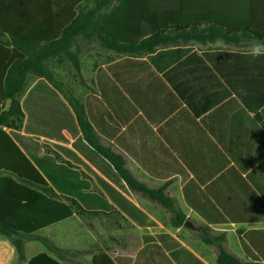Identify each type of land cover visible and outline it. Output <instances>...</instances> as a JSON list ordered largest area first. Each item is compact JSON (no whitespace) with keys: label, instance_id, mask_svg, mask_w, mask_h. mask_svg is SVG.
Returning <instances> with one entry per match:
<instances>
[{"label":"crops","instance_id":"1","mask_svg":"<svg viewBox=\"0 0 264 264\" xmlns=\"http://www.w3.org/2000/svg\"><path fill=\"white\" fill-rule=\"evenodd\" d=\"M161 1L122 0L111 11L112 30L124 41L137 40L145 26L165 30L164 44L151 53H118L80 39V72L85 64L92 67L95 87L83 103L101 99L108 112L96 119L99 142L125 160L136 181L151 190L164 188L186 217L183 225L165 226L158 214L170 222L172 213L129 189L127 198L156 226L140 228L120 214L148 235L134 255L116 257L130 259V264H219L223 249L243 264H263L254 250L248 252L245 235L264 231V54L253 57L251 45L258 40L246 36L236 42L208 39L211 24H187L189 19L179 18L178 3ZM16 10L20 18L13 16L15 10L6 13L0 0L2 23L21 24L22 9ZM5 35L10 37L7 31ZM101 73L102 85L119 89L127 103L120 105L113 96L104 100ZM55 143H46L47 150L53 151ZM0 171L5 172L0 176V220L17 231L39 234L77 215L63 196L51 198L11 175L52 186L7 129L0 131ZM190 185L189 203L184 190ZM198 187L205 195H198ZM189 218L196 224L188 225ZM214 218L223 220H210ZM186 230L194 234L191 243L177 236ZM4 238L0 236V264H18L11 240ZM234 238L237 256L229 246ZM116 257H96L93 264H117ZM20 264L69 263L46 252L26 256Z\"/></svg>","mask_w":264,"mask_h":264},{"label":"trees","instance_id":"2","mask_svg":"<svg viewBox=\"0 0 264 264\" xmlns=\"http://www.w3.org/2000/svg\"><path fill=\"white\" fill-rule=\"evenodd\" d=\"M120 2L122 0H2L6 13L15 10L13 16L17 14L20 18L16 8L22 9V23H2L0 19V131L7 129L10 132L52 186L43 187L11 175L51 198L63 196L79 216L122 214L137 227H155L156 223L127 198L131 189L168 209L173 215V226H180L185 223V217L177 210L175 201L165 195L164 189L151 190L136 181L127 170L125 160L100 145L95 128L102 111L108 113L104 102L90 97L82 105L64 95L61 83L55 80L52 68L55 63L69 62L77 71L81 70L80 39L98 42L102 48L118 53L129 50L151 53L164 44L165 30L160 25L145 26L135 41H124L115 35L111 11ZM173 2L180 7L179 18L189 19L187 24L206 22L212 25L207 37L210 40L236 42L238 36H246L264 41V0ZM6 31L10 37L5 35ZM102 81L101 73L98 85L105 101L113 96L120 105L127 103L119 89L102 85ZM40 138H44L43 141ZM48 142H56L53 151L47 150ZM4 173L0 171V176ZM191 189L192 185L184 190L189 203ZM197 193L205 195L199 187ZM260 194L264 198V192ZM36 235L21 233L0 220V236L11 240L20 262L26 260L22 240ZM245 240L249 244L248 252L254 250L264 262V231L249 232ZM46 246L48 253L69 263L60 258L59 252L48 241ZM115 261L117 264L131 262L121 257H116ZM219 264L243 263L221 249Z\"/></svg>","mask_w":264,"mask_h":264},{"label":"rangeland","instance_id":"3","mask_svg":"<svg viewBox=\"0 0 264 264\" xmlns=\"http://www.w3.org/2000/svg\"><path fill=\"white\" fill-rule=\"evenodd\" d=\"M53 69L55 70L56 82L61 83L62 88L65 87V89H62L64 95L78 100L83 105L85 96L90 93H95V87L92 83L94 79L92 67L90 68L86 64L83 65V74L77 71L69 62L63 65H57L55 63ZM99 143L101 146L108 148L101 144V142ZM160 189L164 188L159 187L155 191ZM140 194L145 196L142 193ZM157 217L165 226L173 224V217L170 219V222L169 216L166 214H158ZM195 224V221L189 218L188 225L193 226ZM145 235L148 234L136 229L132 224L117 214L109 216L76 215L65 225L51 228L36 236L25 238L22 241L25 243V255L27 258L48 252L46 246V241H48L59 252L60 258L70 264H93V260L96 257L114 258L118 255H134L142 247ZM152 235H155V233ZM193 235L191 230H186L177 236L191 243ZM4 239L6 240V238ZM229 246L231 247L232 253L237 256L240 249L235 238ZM18 264H20L19 261Z\"/></svg>","mask_w":264,"mask_h":264},{"label":"clouds","instance_id":"4","mask_svg":"<svg viewBox=\"0 0 264 264\" xmlns=\"http://www.w3.org/2000/svg\"><path fill=\"white\" fill-rule=\"evenodd\" d=\"M250 54L253 57H258L261 54H264V41H256L251 45Z\"/></svg>","mask_w":264,"mask_h":264}]
</instances>
